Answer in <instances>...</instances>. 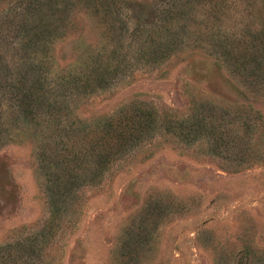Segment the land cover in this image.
I'll list each match as a JSON object with an SVG mask.
<instances>
[{
    "label": "rangeland",
    "instance_id": "rangeland-1",
    "mask_svg": "<svg viewBox=\"0 0 264 264\" xmlns=\"http://www.w3.org/2000/svg\"><path fill=\"white\" fill-rule=\"evenodd\" d=\"M66 1L0 0V264H264V0Z\"/></svg>",
    "mask_w": 264,
    "mask_h": 264
},
{
    "label": "trees",
    "instance_id": "trees-1",
    "mask_svg": "<svg viewBox=\"0 0 264 264\" xmlns=\"http://www.w3.org/2000/svg\"><path fill=\"white\" fill-rule=\"evenodd\" d=\"M208 4H211V0H207ZM205 1V2H207ZM57 3L58 7L55 10L54 9V4L52 3ZM47 4L49 5L47 7ZM68 8V4L66 0H28L27 2V9H26V20L25 23L23 25H20V29L21 30H25L24 33L29 37V38H34V37H41L42 35H44L45 33L49 32V26L51 24L50 22V14H56V13H65L67 10H65V8ZM66 8V9H67ZM32 31L31 34L28 33V31ZM28 43V41H27ZM27 43H23L22 48H24ZM165 45H168L167 43ZM264 47V46H263ZM257 48V47H255ZM258 68V67H257ZM251 71H248V74L251 75H258L259 72L258 70H254L253 68H251ZM4 70V67L0 66V73ZM25 72H27V70H25ZM22 75V74H21ZM24 78V77H23ZM16 80V79H15ZM14 80V85L13 89L16 90L17 95L22 93V96L25 97V95H27L25 98L19 100L18 104L22 106V109L24 110L23 112H25L24 116H28L30 118V121L33 120L34 116L30 115V110L28 105L31 107L32 106V102L35 104H38L36 101H34L33 97L28 95V91L29 93L32 94V90H36L38 89L37 84L33 83V85L31 84H26V81H24V79H22V77L18 76L17 80ZM16 82V83H15ZM27 88V92H23L24 89ZM54 101V100H52ZM51 103L48 102V105H50ZM127 125V124H126ZM248 127V126H247ZM135 129V133H131L129 134L130 140L133 138H137L140 139V132H139V127L138 124L136 125ZM67 130L64 127H59L57 129L56 132H54L53 134H55L56 136H61L63 134V131ZM127 132V131H125ZM114 134V133H113ZM111 134V138L112 135ZM123 134V133H122ZM118 138V136H117ZM109 139V138H108ZM108 139H106L105 141H107ZM109 155L108 154H100L98 160L95 162L97 164V167L100 169L102 168L106 162H107V157ZM29 250V248H27V251Z\"/></svg>",
    "mask_w": 264,
    "mask_h": 264
}]
</instances>
